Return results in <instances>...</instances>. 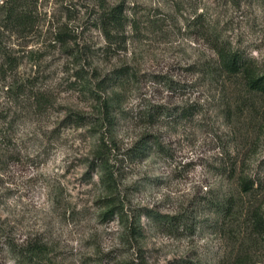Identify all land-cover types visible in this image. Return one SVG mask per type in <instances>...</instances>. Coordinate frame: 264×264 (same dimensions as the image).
Masks as SVG:
<instances>
[{
    "label": "rangeland",
    "instance_id": "obj_1",
    "mask_svg": "<svg viewBox=\"0 0 264 264\" xmlns=\"http://www.w3.org/2000/svg\"><path fill=\"white\" fill-rule=\"evenodd\" d=\"M215 41L263 74L264 0H0V264H264V94Z\"/></svg>",
    "mask_w": 264,
    "mask_h": 264
},
{
    "label": "trees",
    "instance_id": "obj_2",
    "mask_svg": "<svg viewBox=\"0 0 264 264\" xmlns=\"http://www.w3.org/2000/svg\"><path fill=\"white\" fill-rule=\"evenodd\" d=\"M120 25L121 21L119 14L118 12H114V14L102 24L106 37L110 35V29L117 31ZM211 48L215 52L222 70L230 74L240 73L245 81L246 87L249 90L264 94V73H256L249 59L243 58L237 51H232L230 48L224 46V44L221 42H213ZM72 121L81 125L86 122V119L84 116L75 115ZM240 186L244 191L250 189V184L248 181L241 182ZM253 222L254 231L264 241V225L262 219L258 216H254ZM239 263V259H236L233 262V264Z\"/></svg>",
    "mask_w": 264,
    "mask_h": 264
}]
</instances>
